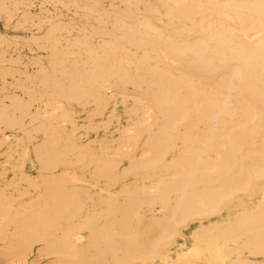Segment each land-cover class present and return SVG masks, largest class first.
Instances as JSON below:
<instances>
[{
  "label": "bare ground",
  "instance_id": "bare-ground-1",
  "mask_svg": "<svg viewBox=\"0 0 264 264\" xmlns=\"http://www.w3.org/2000/svg\"><path fill=\"white\" fill-rule=\"evenodd\" d=\"M2 149L6 264H264V0H0Z\"/></svg>",
  "mask_w": 264,
  "mask_h": 264
},
{
  "label": "rangeland",
  "instance_id": "rangeland-1",
  "mask_svg": "<svg viewBox=\"0 0 264 264\" xmlns=\"http://www.w3.org/2000/svg\"><path fill=\"white\" fill-rule=\"evenodd\" d=\"M114 104H112V107H113ZM118 106V112L120 115L123 114V105L121 104H117ZM110 115V114H108ZM108 119V116L103 119L102 121L101 120H97L95 121V123H93V126H95L94 129H90V130H86V127L89 123V120L88 119H85V118H82V120L77 123V127H78V130L81 131L82 130V133H80L78 135V137L82 138L83 141H85L86 144H90L92 145L94 143L95 140H101L104 138L103 136V130L102 128H100L101 124L105 121H107ZM127 122V119L125 118H122V123L123 124H126ZM115 126H116V122L112 124L111 126V131H115ZM5 148V147H4ZM7 151L8 150H4L2 149L0 151V165L2 167H7V163L5 162L6 161V154H7ZM15 156H17L15 154ZM24 171L28 174H31L33 172V169H32V165L31 163L29 162L27 165H24ZM3 175H4V181L7 183V182H11L12 178H13V171L11 169H6V170H3ZM186 245H189L190 246V242L187 241L185 243ZM0 264H6L5 262L3 261H0ZM24 264H50L49 262H47V260L45 259H39V258H35L33 255L32 256H29V258L27 259V262L24 263Z\"/></svg>",
  "mask_w": 264,
  "mask_h": 264
}]
</instances>
